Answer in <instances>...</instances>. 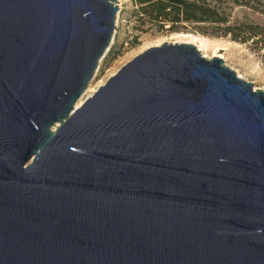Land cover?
I'll list each match as a JSON object with an SVG mask.
<instances>
[{
	"label": "water",
	"instance_id": "obj_1",
	"mask_svg": "<svg viewBox=\"0 0 264 264\" xmlns=\"http://www.w3.org/2000/svg\"><path fill=\"white\" fill-rule=\"evenodd\" d=\"M117 0H0V264H264V91L192 44L79 107Z\"/></svg>",
	"mask_w": 264,
	"mask_h": 264
},
{
	"label": "rangeland",
	"instance_id": "obj_2",
	"mask_svg": "<svg viewBox=\"0 0 264 264\" xmlns=\"http://www.w3.org/2000/svg\"><path fill=\"white\" fill-rule=\"evenodd\" d=\"M236 1L237 3L228 1L221 5L220 11L226 15L229 25L254 23L264 26V0ZM117 2L119 10L111 43L79 99L81 104L125 64L145 50L164 43L194 45L192 42L195 41L202 51L194 46L204 58L222 59L225 67L233 71L239 79L250 83L253 90L264 91V48L260 44L252 41L236 42L229 36L218 38L202 36L189 30L180 33L159 32L149 24L141 25L132 16L136 9L133 0Z\"/></svg>",
	"mask_w": 264,
	"mask_h": 264
},
{
	"label": "trees",
	"instance_id": "obj_3",
	"mask_svg": "<svg viewBox=\"0 0 264 264\" xmlns=\"http://www.w3.org/2000/svg\"><path fill=\"white\" fill-rule=\"evenodd\" d=\"M132 16L141 25L149 24L159 32L191 31L208 37H227L233 41H252L264 48V26L254 23L229 25L222 3L236 0H133Z\"/></svg>",
	"mask_w": 264,
	"mask_h": 264
},
{
	"label": "bare ground",
	"instance_id": "obj_4",
	"mask_svg": "<svg viewBox=\"0 0 264 264\" xmlns=\"http://www.w3.org/2000/svg\"><path fill=\"white\" fill-rule=\"evenodd\" d=\"M196 38L194 37L193 38V40H195ZM200 51H202L201 50V47L199 46V45H197V43L194 41V42H192ZM79 101V100H78ZM81 105V101H79V102H77L76 103V107H79Z\"/></svg>",
	"mask_w": 264,
	"mask_h": 264
}]
</instances>
